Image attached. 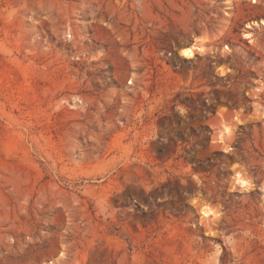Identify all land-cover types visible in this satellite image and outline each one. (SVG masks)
I'll use <instances>...</instances> for the list:
<instances>
[{"label": "rangeland", "instance_id": "1", "mask_svg": "<svg viewBox=\"0 0 264 264\" xmlns=\"http://www.w3.org/2000/svg\"><path fill=\"white\" fill-rule=\"evenodd\" d=\"M0 264H264V0H0Z\"/></svg>", "mask_w": 264, "mask_h": 264}, {"label": "built area", "instance_id": "2", "mask_svg": "<svg viewBox=\"0 0 264 264\" xmlns=\"http://www.w3.org/2000/svg\"><path fill=\"white\" fill-rule=\"evenodd\" d=\"M191 79L192 73L189 78L186 79L182 72L172 69H167L166 73H154L152 71L147 74L146 78L143 80V84L139 86V90L146 93L163 90L166 91L167 94L172 95L178 91L189 89ZM131 83L134 84L132 80ZM180 106L181 105H179L178 108ZM184 108H186V106H184Z\"/></svg>", "mask_w": 264, "mask_h": 264}, {"label": "bare ground", "instance_id": "3", "mask_svg": "<svg viewBox=\"0 0 264 264\" xmlns=\"http://www.w3.org/2000/svg\"><path fill=\"white\" fill-rule=\"evenodd\" d=\"M250 36V35H249ZM205 49H204V47L202 46V45H198V44H196V43H194V44H192V45H189V46H183V47H180V49H179V52L183 55V56H185V57H187V58H194L195 57V55H196V53L199 51H204ZM230 132V129H229V127H226L225 129H224V132H223V134H225V133H229ZM224 137L225 136H223V135H220V140L222 141H224ZM243 176V175H242ZM237 181L241 184V185H243V186H250L251 185V183H250V181L249 180H247V178L245 179V178H242L241 177V175H240V173H237ZM195 203H197V200H195ZM202 212L204 213V215L205 216H210V215H212V214H214V211L211 209V208H209L208 206H203V208H202Z\"/></svg>", "mask_w": 264, "mask_h": 264}]
</instances>
